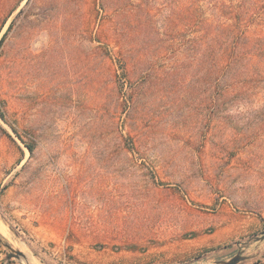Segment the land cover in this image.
I'll return each instance as SVG.
<instances>
[{"label":"rangeland","instance_id":"1","mask_svg":"<svg viewBox=\"0 0 264 264\" xmlns=\"http://www.w3.org/2000/svg\"><path fill=\"white\" fill-rule=\"evenodd\" d=\"M230 26L264 38V0H0V264H264V70L213 106Z\"/></svg>","mask_w":264,"mask_h":264},{"label":"trees","instance_id":"2","mask_svg":"<svg viewBox=\"0 0 264 264\" xmlns=\"http://www.w3.org/2000/svg\"><path fill=\"white\" fill-rule=\"evenodd\" d=\"M238 22L239 18L234 22L236 26H239ZM232 30L237 28L231 29L230 26L221 29L218 32L220 36H215L210 48L214 60L210 68V76L212 77L213 106L216 110L221 107L224 99L228 103V98L232 95L236 84L243 89L237 91L234 97L239 99L243 94H247L251 87L260 82L259 77L264 70V38L257 37L248 44L240 46L239 35ZM125 60L129 61V57L126 56ZM28 149L30 152L33 151L30 146Z\"/></svg>","mask_w":264,"mask_h":264},{"label":"water","instance_id":"3","mask_svg":"<svg viewBox=\"0 0 264 264\" xmlns=\"http://www.w3.org/2000/svg\"><path fill=\"white\" fill-rule=\"evenodd\" d=\"M264 239V236L261 238ZM7 248L10 250L9 259L16 257V258H26V255L20 251L14 250L12 247L7 245ZM248 257L244 256V253L241 251L238 254H236L234 257H232L228 261H218L216 264H239L245 260H247Z\"/></svg>","mask_w":264,"mask_h":264}]
</instances>
